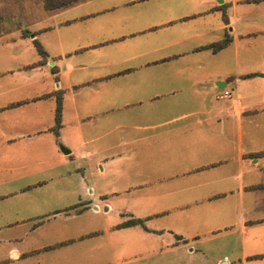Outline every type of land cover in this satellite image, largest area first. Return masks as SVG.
Listing matches in <instances>:
<instances>
[{"label": "crops", "instance_id": "1", "mask_svg": "<svg viewBox=\"0 0 264 264\" xmlns=\"http://www.w3.org/2000/svg\"><path fill=\"white\" fill-rule=\"evenodd\" d=\"M28 16L0 35V264H264V0Z\"/></svg>", "mask_w": 264, "mask_h": 264}, {"label": "rangeland", "instance_id": "2", "mask_svg": "<svg viewBox=\"0 0 264 264\" xmlns=\"http://www.w3.org/2000/svg\"><path fill=\"white\" fill-rule=\"evenodd\" d=\"M40 7H43L42 0H0L2 34L18 30L21 34H26L24 27L29 22L28 13Z\"/></svg>", "mask_w": 264, "mask_h": 264}, {"label": "trees", "instance_id": "3", "mask_svg": "<svg viewBox=\"0 0 264 264\" xmlns=\"http://www.w3.org/2000/svg\"><path fill=\"white\" fill-rule=\"evenodd\" d=\"M87 0H42V5H43V9L48 12V13H53V12H57L69 7H72L74 5L83 3ZM0 23H1V18H0ZM1 27V25H0ZM2 34V30H0V35ZM34 47L37 51V53L41 56L42 59L45 58V52L42 48V46L40 45V43L38 41H34L33 42ZM228 44V40H224L221 43H218L216 45H214L212 48L214 51H218L221 50L222 48H224L226 45ZM60 126V118H59V107L57 110V115H56V127H55V131H57L58 127ZM140 221H130L127 223L128 226L130 225H135L137 223H139Z\"/></svg>", "mask_w": 264, "mask_h": 264}, {"label": "built area", "instance_id": "4", "mask_svg": "<svg viewBox=\"0 0 264 264\" xmlns=\"http://www.w3.org/2000/svg\"><path fill=\"white\" fill-rule=\"evenodd\" d=\"M227 94V93H226ZM228 95V94H227Z\"/></svg>", "mask_w": 264, "mask_h": 264}]
</instances>
